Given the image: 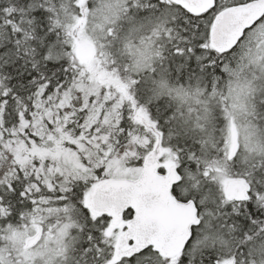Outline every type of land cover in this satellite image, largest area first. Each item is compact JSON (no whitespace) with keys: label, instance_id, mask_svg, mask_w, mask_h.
Masks as SVG:
<instances>
[{"label":"snow or ice","instance_id":"6c2138e0","mask_svg":"<svg viewBox=\"0 0 264 264\" xmlns=\"http://www.w3.org/2000/svg\"><path fill=\"white\" fill-rule=\"evenodd\" d=\"M0 264H264V0H0Z\"/></svg>","mask_w":264,"mask_h":264}]
</instances>
